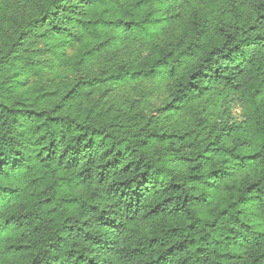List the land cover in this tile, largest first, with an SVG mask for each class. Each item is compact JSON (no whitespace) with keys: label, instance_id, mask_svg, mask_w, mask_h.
<instances>
[{"label":"trees","instance_id":"16d2710c","mask_svg":"<svg viewBox=\"0 0 264 264\" xmlns=\"http://www.w3.org/2000/svg\"><path fill=\"white\" fill-rule=\"evenodd\" d=\"M0 264H264V0H0Z\"/></svg>","mask_w":264,"mask_h":264},{"label":"rangeland","instance_id":"374dc122","mask_svg":"<svg viewBox=\"0 0 264 264\" xmlns=\"http://www.w3.org/2000/svg\"><path fill=\"white\" fill-rule=\"evenodd\" d=\"M233 110H234V113L235 114H238L239 113V108L238 107H235Z\"/></svg>","mask_w":264,"mask_h":264}]
</instances>
